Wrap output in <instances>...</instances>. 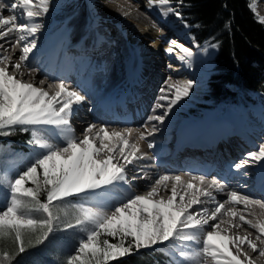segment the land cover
<instances>
[{
  "label": "snow or ice",
  "instance_id": "6c2138e0",
  "mask_svg": "<svg viewBox=\"0 0 264 264\" xmlns=\"http://www.w3.org/2000/svg\"><path fill=\"white\" fill-rule=\"evenodd\" d=\"M148 3L159 8L165 17L175 16L188 27L180 11L185 6L184 0H175V4L173 0H148ZM49 7L50 0H0V39L14 34L12 47L21 46L18 62L14 64L8 63L11 57L0 55V64L4 65L0 67V136L14 134L16 130L31 131L27 143L35 153L27 168L15 176L8 171L0 174V184L7 189L0 210V264H13L15 255L26 251V243L32 245L35 240V244H41L58 227L79 228L83 233L66 264H109L134 251L166 242L171 243L173 252L189 264H209V261L211 264H253L242 251L243 247L264 256V247H261L264 246V219H248L236 207L243 205L245 209L258 207L264 210V202L260 199L232 190L224 202H218L209 189L215 187L217 191H223L226 185L212 180L204 186L206 177L203 175L192 176L185 182L180 175L167 173L152 179L145 194L131 192L127 168L147 155L140 153L138 144L130 141L132 129L109 131L106 124L99 127L89 124L83 129L82 138H78L71 117L74 105L86 97L67 87L63 80L56 85L58 90L50 94L46 88L23 79L22 65L28 68V75L36 71L27 62L37 47L36 33L43 27L37 18L47 14ZM249 7H253L251 3ZM4 10L10 14L4 15ZM259 20L264 24V17ZM208 47L216 48L218 44L206 42L204 51ZM177 49L178 58L190 66L194 55L192 48L178 39H171L166 50L172 53ZM10 67L11 72L18 75L11 74ZM170 80L171 77L165 81L167 87L160 89L165 95L158 97L167 103L155 105L153 114L141 125L147 131L141 132L138 139H146L158 132V124L164 123L173 107L189 95L195 83L191 79L168 83ZM44 83V80L39 81L40 85ZM169 90H172L170 96ZM160 108L164 111L157 114L156 109ZM153 147L154 143L149 141L148 148ZM246 155L247 159L234 164V169L264 161V143L257 151ZM138 171L143 174L134 175L133 181L148 178L143 168ZM169 182L171 190L165 199L161 189L167 191ZM121 183L127 184L128 188L116 203H112L111 190ZM41 196L46 199L42 201ZM70 197L81 199L68 204L66 201ZM205 202L214 205L211 211L206 207L194 208ZM222 217H238L240 223ZM223 224L230 227L222 228ZM243 225L255 230V239L251 238V233L244 236L227 234L231 228ZM104 237L118 238V242ZM8 244L13 246L12 250L8 249Z\"/></svg>",
  "mask_w": 264,
  "mask_h": 264
},
{
  "label": "bare ground",
  "instance_id": "6f19581e",
  "mask_svg": "<svg viewBox=\"0 0 264 264\" xmlns=\"http://www.w3.org/2000/svg\"><path fill=\"white\" fill-rule=\"evenodd\" d=\"M68 1H50L48 13L37 18L43 27L36 33L37 47L30 54V60L27 62L36 71L28 75V68L23 65L21 71L25 74L23 79L46 88L50 94H54L58 90L56 85L60 80H63L67 87L79 91L86 97L83 102L74 105L71 123L75 135L82 138L81 133L89 124H96L97 127L106 124L109 131L113 129L122 131L125 128H131L130 141L138 144L140 153L147 154L144 159L136 161L127 168L126 175L132 184L131 192L133 193L145 194L147 186L152 182L148 178L134 181L131 179L134 175L143 174L138 171L143 168L147 176L149 172L152 176L162 173L180 175L185 182L189 181L192 176L203 175L206 177L204 186H207L212 180L226 185L223 191H217L215 187L210 189L223 193L224 195H221L224 200L227 199L228 192L237 190L264 202V161L249 163L240 170L233 168L234 164L247 159L246 154L251 151L245 150H251L253 147L256 148V151L258 150L259 144L253 139V135L254 137L255 134L260 135L262 138L258 136L255 138L264 143V104L260 105L259 114L253 120L254 122L251 125L243 124V126L235 120L233 122V119L226 118L213 120L216 123L219 120H229V122H220L216 125L209 116L198 120L191 118L182 123H174L173 119L177 114L175 105L164 123L158 124L160 128L158 132L146 139H138L141 132L147 131L141 125L149 115L153 114L155 105L167 103V101L158 100V97L165 95V93H161L160 89L167 87L165 81L169 77L179 76L178 79L168 81V83H174L186 80V75H189L195 81L190 90L191 97L193 100L199 97L201 83L198 81V74L202 68L200 63H203L204 48L192 45L190 40L185 38L186 29L177 27L178 23L174 22L173 17L162 15L161 10L150 5L148 0H95L97 2L95 8L100 11L99 13L102 12L101 15L105 14L106 17L114 18L115 26L118 29L109 31L110 29L107 30L103 27L108 23L97 21L98 24L95 26L90 25L94 29H92V35L89 25L86 26L85 21H82L83 15L81 16L77 6L69 10L67 15L63 14L61 17L52 15V18L49 19L53 2L55 3L53 7H60L61 11L65 4H69ZM73 1L75 2V0ZM257 1H259L258 5L256 4L257 11L261 17H264V0ZM138 10L144 11V14L139 13ZM3 14L9 15L10 13L4 10ZM45 24L47 25L45 26ZM162 24L166 26V29L160 32L158 26L161 27ZM126 34L131 35V41L125 40ZM15 38L14 34H10L8 37L0 39V45H3L0 47V55L11 57L9 65L18 62V57L21 54V46L12 47ZM174 38L192 48L194 55L190 66L178 58V49L172 53L166 50L169 47V41ZM145 41L149 42L148 46L143 43ZM131 44L138 49L134 51L137 53L135 61L129 62L125 51ZM5 49L8 50L5 51ZM163 55L165 56L163 57ZM171 62L177 63L179 67L170 68ZM3 66L0 64V67ZM9 70L11 72V67ZM11 74L18 75L15 72H11ZM40 80H44L45 83L40 85ZM48 84H51L52 87L48 88ZM167 94L170 96L172 90H169ZM163 111V108L156 109L157 114ZM246 116V120L251 122L247 114ZM151 123H149V129ZM238 127L240 128L238 129ZM149 141L154 143V147L151 149L148 148ZM30 151L35 156L31 148ZM252 151L254 150L252 149ZM249 171L253 174L252 176H248ZM127 188V184L121 183L112 189L114 199L111 202L116 203L125 194ZM170 190L171 182H169L167 191L161 189V195L167 199ZM70 198L81 199V197ZM201 199L204 198L201 197ZM207 203L196 205L194 208L212 206ZM225 207L227 208L229 205H225ZM236 207L238 212L244 214L248 219H264V210L258 207L250 209H245L243 205ZM229 219H232L235 224L240 223L238 217H226L224 220ZM221 227L227 229L230 226L223 224ZM249 233H251V238L255 239V230L247 225L231 228L227 234L244 236ZM174 243L179 244V242ZM257 244L261 246L258 241ZM154 247L170 249L172 255L180 258L179 260H182L183 264H189L173 252L171 243L166 242ZM193 247H199V245H193ZM242 251L247 253L253 264H264V256H259L258 253L247 247H243ZM154 253L159 252L154 251Z\"/></svg>",
  "mask_w": 264,
  "mask_h": 264
},
{
  "label": "trees",
  "instance_id": "16d2710c",
  "mask_svg": "<svg viewBox=\"0 0 264 264\" xmlns=\"http://www.w3.org/2000/svg\"><path fill=\"white\" fill-rule=\"evenodd\" d=\"M250 3L252 0H184L185 6L180 8L194 40L218 44L205 94L210 108L217 104L232 105L238 97L251 101L252 93L264 96V24L253 7H249ZM28 135L29 132L16 130L5 141L6 149L18 145L22 151ZM0 138L1 141L7 136ZM64 237L66 240L60 246H56L51 236L41 244H35V240L32 245L26 243V251L15 255L13 264H66L68 252H73L75 244L73 237ZM46 245L51 246L50 259L39 251ZM7 247L13 249L11 244ZM162 261L159 253L139 250L109 264H162Z\"/></svg>",
  "mask_w": 264,
  "mask_h": 264
},
{
  "label": "rangeland",
  "instance_id": "374dc122",
  "mask_svg": "<svg viewBox=\"0 0 264 264\" xmlns=\"http://www.w3.org/2000/svg\"><path fill=\"white\" fill-rule=\"evenodd\" d=\"M50 1H52V0H50ZM94 1L95 0H75V2H74L73 0H69L68 1L69 4L68 5L65 4V7H64V9L65 8L66 9L65 10L63 9L61 11L59 10L60 7H58V8L56 6L53 7V5L56 3L54 1L55 3L53 2L51 4V8H52L51 11L52 12L50 13V18L49 19L52 18L51 17L52 15H54V16L60 15L59 17L63 16V14L67 15V14H69V12H68L69 10L74 9L77 6V7H79L81 16L83 15L82 16L83 17L82 21L83 22L85 21L84 23L86 24V26L89 25V27L91 29V35L93 33V31H92L93 28H91L92 26H90V25L95 26L96 24H98L97 21H99V22L100 21L101 22L104 21V23H108L107 25L104 24L105 26L103 25V27L105 29H107V30L110 29L109 31H111L113 29L116 30L117 27L115 26L116 23L114 22L115 19L114 18H110L108 16L106 17L105 14L101 15L102 12L99 13L100 11H98L95 8V6H96L95 4L97 3L96 1H95L94 5H93ZM258 3H259V1L252 0L253 9H254L255 13L257 14V16L260 18L261 16H260V14L257 11ZM64 11H67V12H64ZM138 12L141 13V14H144V11H142V10H138ZM169 16H171V17H173L175 19L174 22L176 24L178 23L177 27L186 29L185 38L188 41L190 40L192 45L196 46V45L200 44L196 40H194V38L192 37V35L190 33V27L189 26L188 27H184V25L179 20H177V18H175V16H172V15H169ZM101 19H104V20H101ZM92 21H93V23H92ZM47 24H45V26ZM159 27L160 26H158V30L160 32H163V30L166 29V26L163 25V24L161 25L160 28ZM121 36H123V35H121ZM124 38H125V35H124ZM124 38H122V39H124ZM125 40L126 41H131L132 40L131 35L129 36V34H126ZM130 43H132V42H130ZM143 43L145 44V46H148L149 42L145 41ZM201 44L199 45L201 48H205L206 47L205 43H201ZM185 46L188 47V45H185ZM137 49H138L137 47L134 48V45L131 44V45H129V48L125 51V53L128 56L127 59H128L129 62L135 61L134 58H136L135 56H136L137 53H134V51H136ZM215 52H216V48H211V47H208L207 51H205V52L203 50V56H202V58H203L202 62L203 63H200L202 68H201V70H200V72L198 74L199 75L198 76V81L201 83L200 84L201 85L200 95H199V97L196 100H193V98L191 97L192 95L189 93V95L187 97L183 98L176 105L177 114H176V116L173 119L174 123H182V122L190 120L191 118H192V120L193 119L194 120H198V119H202L204 116H209L211 118V121L213 123H215L216 125L219 124L220 122L221 123H225V122H229V120L233 119L232 120L233 122L237 121L238 123L242 124L241 126H243V124L251 125L252 122H254L253 120L257 118V116L259 114L258 111H259L260 105L264 104V102H263L264 101V96L258 95L256 93H252L251 94V101H245L243 98L238 97L237 103H234L233 105L217 104L216 106L211 107V109H210V107L207 106L208 101H207V99L205 97V94L207 93V89H208L207 81H208L209 74H210V72L212 70V67H213V58H214ZM159 54H160V52H159ZM160 55H162V54H160ZM164 56L165 55H163V57ZM169 65H171L174 68L179 67L177 65V63H174V62H171ZM121 75H122V73H121ZM178 78H179V76H177V77L176 76H171V79H174V80L178 79ZM185 78H186V80L191 79V77L189 75H186ZM246 114L248 115V118H250L251 122L246 120V118H245ZM217 118H220V119L221 118H226V119H229V120H226V121L219 120V122L216 123L213 120H215ZM239 128L240 127H238V129ZM30 136H31V131H30ZM257 136L262 138L260 135L255 134V137H257ZM0 137H2V136H0ZM255 137L253 135V139L260 145L261 144V140H259L258 138H257L258 139L257 140ZM10 138H11V135H8L7 139L10 140ZM255 145L257 146V144H255ZM4 146H5V143H0V158H1L0 159V174H3V172L8 171L11 175L15 176L17 173L25 170L27 168V166L30 164V162L34 159V155L31 153L29 145L24 146L25 149H23L21 152L19 151L20 149L18 148L19 146H17V145H14L11 148H7V149H6V147L4 148ZM252 149L254 151H256L255 150L256 148H254V147L251 148V150L248 149V150H245V151H252ZM2 159H4V164L2 162L3 161ZM247 168H249V167H247ZM249 170H251V168H249ZM250 175L252 176L253 174H251V172L249 171L248 176H250ZM157 176L158 175H155V176L153 175L152 176L151 173L149 172L147 177L148 178L152 177L151 179H148L149 181H152V179L156 178ZM168 185H169V183H168ZM29 186H31V185H29ZM210 191H212V190H210ZM216 192L212 191L213 195L215 194L214 196L216 197V200L218 202H222V201L224 202V198L222 196L224 194L223 193H219V192L216 193ZM6 196H7V189L2 184H0V210L3 209V204L5 202ZM45 199H46V197L41 196V200L42 201L45 200ZM78 201L79 200H76V199H73V198H68L66 203L71 204V203H75V202H78ZM207 204L208 205H212L211 207H208L209 210L211 211L213 209L214 205L212 203H210V202H208ZM71 218L72 217H71V212H70L69 219H71ZM222 218L225 219L226 217H222ZM73 222H74V220H73ZM82 235H83V233L80 231L79 228L65 229L63 227H58L52 233L49 234V236L53 237L52 241H54L56 246L62 245L61 242L63 243L66 240V237H64V236H68V237L71 236V237L74 238L75 248L73 249L72 253L68 252V256L74 254L75 249L78 247V242L81 239ZM114 242H118V238ZM156 249H157L156 247H153V248L140 249V250H149V251H152V252H154V251L155 252H159V254L161 255V258L163 259L162 264H183L182 260H179L180 258H177V257L172 255L170 249H162V248H159L157 250ZM50 250H51V246L50 245H46L42 249H40L39 251H40V253H42V255L45 258H49L50 259V256H49L50 255V253H49Z\"/></svg>",
  "mask_w": 264,
  "mask_h": 264
}]
</instances>
